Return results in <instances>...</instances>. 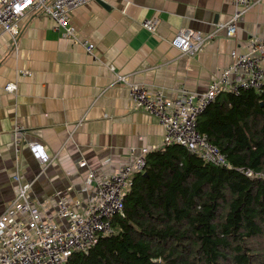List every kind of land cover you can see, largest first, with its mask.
<instances>
[{
  "label": "crops",
  "instance_id": "1",
  "mask_svg": "<svg viewBox=\"0 0 264 264\" xmlns=\"http://www.w3.org/2000/svg\"><path fill=\"white\" fill-rule=\"evenodd\" d=\"M233 10V0L90 2L73 11L70 22L80 40L94 45V58L41 14L20 19L16 49L0 32V215L15 197L13 177L19 174L32 184L30 198L42 217L65 225L56 217V194L78 201L83 210L103 176L143 148H162L157 119L134 108L124 85H111L115 74L167 98L180 89L205 92L230 65L233 49L245 52L250 37L264 36V0L239 20L236 37L228 39L216 27L227 23ZM151 18L159 22L154 34L141 27ZM181 29L215 36L195 56L185 57L170 45ZM9 83L16 84V92L4 91ZM15 126L23 129L17 151ZM33 142L55 158L45 169L26 147Z\"/></svg>",
  "mask_w": 264,
  "mask_h": 264
},
{
  "label": "trees",
  "instance_id": "2",
  "mask_svg": "<svg viewBox=\"0 0 264 264\" xmlns=\"http://www.w3.org/2000/svg\"><path fill=\"white\" fill-rule=\"evenodd\" d=\"M196 130L230 168L175 144L149 152L112 232L67 264H264V86L218 95Z\"/></svg>",
  "mask_w": 264,
  "mask_h": 264
},
{
  "label": "built area",
  "instance_id": "3",
  "mask_svg": "<svg viewBox=\"0 0 264 264\" xmlns=\"http://www.w3.org/2000/svg\"><path fill=\"white\" fill-rule=\"evenodd\" d=\"M96 1L0 0V32L10 37L12 48L16 49L20 19L27 14H41L53 23L55 31L70 37L88 56L94 58V45L77 37L70 20L73 11ZM261 1L233 0L234 10L230 20L216 29L224 30L228 39H234L239 20ZM158 23L156 18L145 19L141 27L154 34ZM214 36V32L201 34L181 29L171 39L170 45L181 56L193 57ZM230 59V65L209 83L203 93L180 89L176 97L167 98L162 92L153 94L145 84L131 82L127 76L118 74H115L111 85H124L134 108L157 119L163 129V147L180 145L207 163L230 168L218 149L197 132V119L220 94L239 95L245 90H261L264 86V36L250 37L247 51L233 49ZM21 74L30 76L29 72ZM4 91L16 92L17 86L6 84ZM22 133L23 129L19 126H15L12 131L16 151ZM26 147L41 169H45L55 159L49 158L38 143H27ZM149 152L146 148L141 149L131 162L121 166L117 172L103 176L95 185L92 200L83 210H80L78 201L71 203L62 194H56V217L64 220L65 225L42 217L41 211L30 198L32 184L23 182L19 174H15V197L0 215V264H67L73 253L88 252L100 237L112 232V219L122 215L125 193L131 187L134 175L144 172ZM80 165L85 166V163L81 162ZM93 178L94 173L88 175V181Z\"/></svg>",
  "mask_w": 264,
  "mask_h": 264
},
{
  "label": "water",
  "instance_id": "4",
  "mask_svg": "<svg viewBox=\"0 0 264 264\" xmlns=\"http://www.w3.org/2000/svg\"><path fill=\"white\" fill-rule=\"evenodd\" d=\"M101 6H103L102 4H101ZM104 7V6H103Z\"/></svg>",
  "mask_w": 264,
  "mask_h": 264
}]
</instances>
